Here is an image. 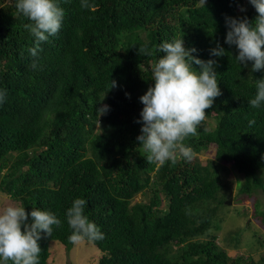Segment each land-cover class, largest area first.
Returning a JSON list of instances; mask_svg holds the SVG:
<instances>
[{
    "label": "trees",
    "instance_id": "trees-1",
    "mask_svg": "<svg viewBox=\"0 0 264 264\" xmlns=\"http://www.w3.org/2000/svg\"><path fill=\"white\" fill-rule=\"evenodd\" d=\"M56 2L64 10L62 27L34 58L28 49L35 38L25 28L31 21L17 12L15 0H0V90L6 91L0 193L63 222L39 241L40 264H50L51 242L73 247L65 211L75 198L86 200L84 214L104 234L85 240L103 253L97 264H264V256L232 257L217 236L228 198L225 163L244 177L239 195L264 192V105L248 103L264 69L240 66L235 45L224 42L225 16L254 20V7L248 0H89L90 9L80 0ZM174 38L195 48L193 56L217 61L222 95L206 110L199 134L185 141L194 158L159 165L146 161L137 141L142 125L135 121L139 98L154 85L151 64L163 55L156 49ZM217 42L226 55H210ZM142 46L153 54L140 56ZM111 79L117 86L110 89ZM102 105L109 111L99 116ZM212 146L215 159L201 163L199 155ZM259 207L255 213L264 221ZM228 237L238 249L240 232Z\"/></svg>",
    "mask_w": 264,
    "mask_h": 264
},
{
    "label": "clouds",
    "instance_id": "clouds-1",
    "mask_svg": "<svg viewBox=\"0 0 264 264\" xmlns=\"http://www.w3.org/2000/svg\"><path fill=\"white\" fill-rule=\"evenodd\" d=\"M205 4V0H200ZM257 16L254 20L244 17L225 16L227 28L224 42L235 45L239 65L251 71L264 69V0H248ZM82 9L94 7L89 0H80ZM18 13L31 22L25 25L35 38L29 54L38 57L39 46L50 36L58 34L62 27L64 10L56 0H15ZM246 11L244 8L240 9ZM156 51L163 53L151 64V80L146 93L139 99L143 104L140 119L138 145L143 149L148 163L175 164L179 159L191 161L195 153L185 141L197 136L198 129L206 119V110L212 108L217 97L222 95L218 85L214 59L202 60L192 53L195 48H186L183 38L164 41ZM138 54L151 56L147 46L138 48ZM210 55L221 57L226 50L217 42ZM197 65L199 70L193 68ZM38 66L36 59L31 67ZM117 86L111 79L110 89ZM256 93L248 103L252 108L264 105V78L255 80ZM109 89V90H110ZM126 95H129L126 93ZM105 97V96H104ZM6 98V91L0 90V103ZM104 99V98H103ZM103 101V100H102ZM101 101V103H102ZM108 105L97 108L99 116L107 114ZM254 124V121H249ZM86 200L75 198L65 211V218L71 234L69 243L78 245L85 240L100 241L104 234L100 228L84 214ZM228 206V205H227ZM62 228L63 222L50 211L32 207L26 211L22 205L6 203L0 206V264H40L42 251L39 241L49 238L53 227Z\"/></svg>",
    "mask_w": 264,
    "mask_h": 264
},
{
    "label": "rangeland",
    "instance_id": "rangeland-1",
    "mask_svg": "<svg viewBox=\"0 0 264 264\" xmlns=\"http://www.w3.org/2000/svg\"><path fill=\"white\" fill-rule=\"evenodd\" d=\"M215 148L209 147V150L199 155V161L206 164L208 160L213 161ZM226 172L221 174V179L226 185L227 200L219 215L222 230L217 233L219 246L225 248L232 257L238 255L253 256L257 261L264 256V221L262 215L255 213V205H260V211L264 212V192L260 191L254 194L250 199L246 195H239L240 184L243 183L244 177L236 172L231 163L226 164ZM237 197V198H236ZM141 195L136 200L140 201ZM233 199L230 206L226 202ZM241 200V203H235ZM10 203L9 197L0 193V206ZM240 232V244L238 249H233L234 243H231L228 237L229 233L235 234ZM261 236V243L257 244V238ZM52 256L50 264H97L98 255L103 254L93 244L83 241L78 245H73L71 249H66L61 243L53 241L50 244Z\"/></svg>",
    "mask_w": 264,
    "mask_h": 264
},
{
    "label": "water",
    "instance_id": "water-1",
    "mask_svg": "<svg viewBox=\"0 0 264 264\" xmlns=\"http://www.w3.org/2000/svg\"><path fill=\"white\" fill-rule=\"evenodd\" d=\"M241 202H242L241 200H238V201H236L235 203H241ZM232 203H233V199L227 201V202H226V205L230 206V205H232Z\"/></svg>",
    "mask_w": 264,
    "mask_h": 264
}]
</instances>
